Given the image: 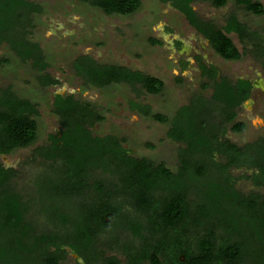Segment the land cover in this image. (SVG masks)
I'll return each mask as SVG.
<instances>
[{"label": "trees", "instance_id": "trees-1", "mask_svg": "<svg viewBox=\"0 0 264 264\" xmlns=\"http://www.w3.org/2000/svg\"><path fill=\"white\" fill-rule=\"evenodd\" d=\"M82 1L109 15L133 14L142 4L141 0ZM194 1L171 0L217 54L227 60L241 59L242 52L229 34L256 40L255 33L235 15L220 27L204 21L194 11ZM205 1L217 7L227 4V0ZM236 1L249 12L264 13L258 0ZM40 11L29 0H0V45L6 43L21 61L31 62L40 85L48 87L60 82L49 74L40 43L29 37L31 15ZM260 56L264 67V52ZM6 63L9 60L0 57V66ZM74 68L97 87L126 83L158 94L165 86L156 76L100 63L90 55L77 57ZM205 73L214 80L213 100L199 99L180 108L168 132L171 139L185 144L176 171L164 162L135 156L124 138L94 134L91 127L103 119L96 108L73 94H56L53 110L60 118V131L49 133L35 148L34 157L58 168L42 176L38 199L32 194L26 198L14 183L18 171L0 161V264H63L70 249L87 264H122L119 254L126 257L127 264H264V195L239 191L229 171L232 167L254 168L247 177L255 186H262L264 136L239 145L224 138V122L219 125L216 121L219 116L212 124L203 119L204 113H214L219 104L221 118L232 122L234 108L251 96L253 83L248 78L233 82L221 76L218 80L215 67ZM38 107L11 84L0 89V153L10 154L38 142ZM139 109L160 122L168 121L166 116L152 113L149 106ZM245 129L242 122L232 126L235 132ZM98 169L105 175L93 174ZM209 172L215 173L217 181L192 196L193 181L204 180ZM45 200L48 208L37 211L50 228L39 227L30 217L32 208ZM109 231L113 232L109 244H117L119 254L108 256L99 246L101 234ZM123 233H130L132 239H121Z\"/></svg>", "mask_w": 264, "mask_h": 264}, {"label": "rangeland", "instance_id": "rangeland-1", "mask_svg": "<svg viewBox=\"0 0 264 264\" xmlns=\"http://www.w3.org/2000/svg\"><path fill=\"white\" fill-rule=\"evenodd\" d=\"M29 1L41 7L40 12L31 15L29 37L40 43L49 63L48 72L60 83L41 86L38 72L33 69L31 62L21 61L6 43L0 45V57L9 60V63L0 66V89L11 84L20 96L28 97L39 105L38 142L10 154L0 153L2 164L18 171L14 183L26 198L32 194L38 199L37 189L42 176L58 168L34 157L35 148L46 141L48 134L60 131V118L53 110L54 98L58 93L73 94L96 108L103 119L91 127L94 134H115L124 138L125 146L135 156L147 157L156 163L164 162L176 171L179 154L185 144L168 136L172 119L183 106L192 105L199 99L206 102L213 100L214 80L205 70L215 67L218 80L221 76L233 82L238 78H248L254 88L250 99L235 109L237 116L232 122L221 118L219 108L221 110L222 107L216 102L218 105L214 113H204L203 119L212 124L219 116L217 124L222 125L224 122V134L239 145L264 136V67L260 56L264 52V13L257 15L248 12L236 0H227V4L221 7L205 0L192 3L197 16L206 22L220 27L231 13L236 12L238 18L254 30L256 40L248 38L243 41L236 33L229 34L242 52V58L227 60L215 52L209 40L190 24L171 0H141L140 9L129 15H109L82 0ZM258 1L264 5V0ZM151 39L161 43H153ZM81 55H90L100 63L124 65L156 76L164 81V89L158 94H151L140 85H91L74 68L75 59ZM215 104L210 103L209 106L215 107ZM136 106H149L152 113H160L168 121L160 122L147 116ZM240 122L246 125L245 131H233V124ZM217 161L223 159L217 157ZM251 173L245 168L231 169L236 188L243 193L258 191L264 195V185L256 187L247 177ZM93 174L100 177L104 173L98 169ZM214 175L209 172L204 180L193 181L195 187L190 192L192 196L198 195V191L204 192L212 182H216ZM117 200L121 201V197ZM47 201L32 208L30 214L42 228L51 227L45 216L37 211L43 208L45 212L49 205ZM125 207L132 210L131 205L126 204ZM111 233L101 234L99 241V246L105 249L108 256L121 253L117 244H109ZM120 238L132 239L128 233H123ZM119 257L122 264H127L123 254H119ZM63 264L87 263L81 255L70 249Z\"/></svg>", "mask_w": 264, "mask_h": 264}, {"label": "flooded vegetation", "instance_id": "flooded-vegetation-1", "mask_svg": "<svg viewBox=\"0 0 264 264\" xmlns=\"http://www.w3.org/2000/svg\"><path fill=\"white\" fill-rule=\"evenodd\" d=\"M239 5H241V4H239ZM242 6H243V5H242ZM243 7H244V6H243ZM244 8H245V7H244ZM248 12H249V11H248ZM233 14L236 15V16H238L236 12H233V13L230 14L229 18H231V15H233ZM242 23H244V22H242ZM245 24L248 25L247 23H245ZM248 28H249V31H250L251 33L254 32V30H253L252 28H250L249 25H248ZM237 35H238V34H237ZM238 37H239V35H238ZM239 38H240V37H239ZM240 39H241V38H240ZM241 40L245 41V40H248V38H247V39H241ZM238 79H239V78H238ZM238 79H237V80H238ZM253 88H254V84H253L252 90H253ZM248 99H250V97H249ZM248 99H246V100H248ZM246 100H245V101H246ZM236 108H237V107H235L234 109H236ZM236 116H237V114H236ZM235 118H236V117H235ZM224 136H225L224 138H227V137H226V133L224 134ZM261 137H262V136H261ZM259 138H260V137H259ZM227 139H228V138H227ZM229 140H230V139H229ZM233 168H239V169H240V168H245L246 171H250V170H251L252 173H253L254 170H255L254 168L251 169V168H247V167H232L231 169H233ZM231 169L229 170L230 173H231ZM252 173H251V174H252ZM253 185H254V184H253ZM263 185H264V184H263ZM254 186H255V185H254ZM256 187H257V186H256ZM129 234H130V233H129ZM145 264H150V263L147 262V263H145Z\"/></svg>", "mask_w": 264, "mask_h": 264}, {"label": "crops", "instance_id": "crops-1", "mask_svg": "<svg viewBox=\"0 0 264 264\" xmlns=\"http://www.w3.org/2000/svg\"><path fill=\"white\" fill-rule=\"evenodd\" d=\"M233 15H234V14H233ZM233 15H231V16H233ZM235 16H236V15H235ZM236 17L238 18V16H236ZM228 19H229V18H228ZM228 19H227V20H228ZM238 19H239V18H238ZM227 20H226V21H227ZM239 20H240V19H239ZM240 21H241V20H240ZM241 22H243V21H241ZM225 24H226V23H225ZM244 24H245V23H244ZM247 27H248V25H247ZM234 33H235V32H234ZM236 34H237V33H236Z\"/></svg>", "mask_w": 264, "mask_h": 264}]
</instances>
